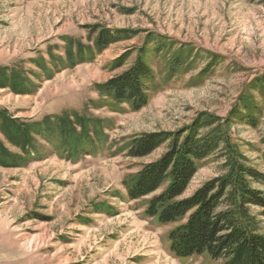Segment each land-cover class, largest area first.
Returning a JSON list of instances; mask_svg holds the SVG:
<instances>
[{"label": "rangeland", "instance_id": "rangeland-1", "mask_svg": "<svg viewBox=\"0 0 264 264\" xmlns=\"http://www.w3.org/2000/svg\"><path fill=\"white\" fill-rule=\"evenodd\" d=\"M103 32L115 40L104 50ZM141 54L154 80L134 111L106 84ZM259 79L264 0H0V264H223L171 251L169 234L186 218L163 225L147 216L168 183L128 198L126 184L167 145L143 158L129 150L142 135L240 109L256 125L234 116L230 134L264 172ZM222 166L200 162L180 199Z\"/></svg>", "mask_w": 264, "mask_h": 264}, {"label": "trees", "instance_id": "trees-1", "mask_svg": "<svg viewBox=\"0 0 264 264\" xmlns=\"http://www.w3.org/2000/svg\"><path fill=\"white\" fill-rule=\"evenodd\" d=\"M114 41L109 32H103L98 47L104 50ZM142 55L130 70L106 84L108 94L134 111L148 104V85L154 80L152 68ZM262 82L264 79L257 80ZM234 116L256 125L254 115H244L238 109L229 118L205 116L182 132L142 135L129 150L130 157L143 158L167 145L162 157L146 165L126 186L128 198L140 200L169 184L152 198L146 214L163 225L187 219L168 238L178 258L208 255L223 264H264V230L260 224L264 218V172L249 163L232 138ZM211 158L223 163V174L206 182L191 197L180 199L197 174L198 164ZM254 209L260 212L254 213Z\"/></svg>", "mask_w": 264, "mask_h": 264}]
</instances>
